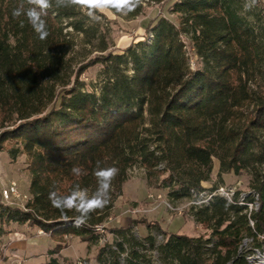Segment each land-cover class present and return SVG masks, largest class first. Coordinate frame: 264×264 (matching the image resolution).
<instances>
[{"label": "trees", "instance_id": "16d2710c", "mask_svg": "<svg viewBox=\"0 0 264 264\" xmlns=\"http://www.w3.org/2000/svg\"><path fill=\"white\" fill-rule=\"evenodd\" d=\"M144 1H173L168 9L173 21L149 22L144 36L151 37L149 43L116 54L79 8L49 9L44 17L49 35L41 41L26 17L12 16L22 0H0V153L12 160L25 156L30 195L25 210L2 206L0 222L37 227L56 242L51 256L67 237L96 246L105 238L128 170L144 169L159 179L169 201L177 202L223 186L205 187L216 161L218 178L247 176V191L257 195L259 205L250 217L252 227L244 207L213 197L208 205L188 209L200 235L132 221L107 231L112 241L101 244L94 261L246 264L244 240L251 248L264 247V5L261 0L253 6L247 0ZM142 3L126 17L138 16ZM82 45L98 54L78 64L76 47ZM97 65L101 82L95 93L80 77ZM97 162L119 169L110 202L76 227L78 213L66 211L65 219L49 193L68 195L77 184L93 193ZM136 225L144 227L145 236L135 235Z\"/></svg>", "mask_w": 264, "mask_h": 264}, {"label": "rangeland", "instance_id": "374dc122", "mask_svg": "<svg viewBox=\"0 0 264 264\" xmlns=\"http://www.w3.org/2000/svg\"><path fill=\"white\" fill-rule=\"evenodd\" d=\"M173 1L163 5L153 2H143L141 13L134 18L124 15L100 14L99 21L91 20V25L99 29L108 44V51L116 54L124 53L129 46H137V43H149L145 40V28L149 22H157L159 18L173 21L168 9ZM250 6L253 0H247ZM264 5V0H261ZM107 51V52H108ZM95 54L91 46L76 47V62L81 64L92 58ZM80 62V63H79ZM191 70L195 68L194 59L189 60ZM193 68V69H192ZM100 65L89 68L80 80L85 84V89L98 93L100 87ZM26 158L23 155L16 159H10L7 153H0V209L2 206L14 207L23 210L25 202L29 201L28 180L29 176L25 169ZM218 164L213 162L211 181L205 184L209 188L214 184L231 187L239 192H247V176L235 177L232 174L217 177ZM128 179L123 185L122 196L113 204L110 218L105 224V238H101L98 245L88 246L76 237H67L62 241V249L57 255H49V251L56 245L44 232L40 233L37 227L18 225L15 223L0 222V264H47L55 259L60 264H95L94 258L98 248L106 242L112 241L109 229L126 227L132 221L157 222L167 232L178 233L187 236H197L202 233L199 226L194 224L188 214L190 200L170 202L167 192L158 187L159 179L148 176L144 169L134 167L127 171ZM10 183L15 184L17 192L21 196L18 201L11 200L3 203L1 191ZM161 196L160 201L149 199L148 196ZM171 204H170V203ZM166 204L170 205V210ZM133 232L137 236H145L144 227L136 225ZM137 233V234H136ZM155 237L157 233H154Z\"/></svg>", "mask_w": 264, "mask_h": 264}, {"label": "clouds", "instance_id": "9594fccd", "mask_svg": "<svg viewBox=\"0 0 264 264\" xmlns=\"http://www.w3.org/2000/svg\"><path fill=\"white\" fill-rule=\"evenodd\" d=\"M143 0H22V2L13 9V18L19 19L21 16L26 17L28 24L37 34L38 38L43 41L48 35L47 24L44 19L48 14V10L55 8L76 7L85 12V14L93 21L101 19L100 14H120L128 15L141 5ZM25 4L28 7H25ZM21 26L24 21H20ZM72 172L79 176L81 169L73 167ZM119 174L116 167H100L97 162V168L94 172L97 181V188L93 193H89L87 188L80 187L77 184L70 194L59 195L56 191L49 193L51 205L58 209L62 215L66 211H75L78 213L74 217V226L79 227L87 223L91 213L96 210H102L110 202V192L112 190V182ZM65 219L67 216L65 215Z\"/></svg>", "mask_w": 264, "mask_h": 264}, {"label": "built area", "instance_id": "2783aa9c", "mask_svg": "<svg viewBox=\"0 0 264 264\" xmlns=\"http://www.w3.org/2000/svg\"><path fill=\"white\" fill-rule=\"evenodd\" d=\"M213 197H220L229 203L237 204L238 206L244 207L245 208L244 213L246 214L248 218L249 226L250 227L253 226V221L251 220L250 217L253 212L257 211L258 206H259L258 197L254 192L247 191L243 193L231 187L219 186L217 189H215L212 192L205 191V192L199 193L198 195L194 194L192 198L195 200H190V202L188 203V206L192 207V206L202 205V204L208 205L209 201ZM1 198H2L3 203H7L11 200H14L16 202L21 198V196L17 192L15 184L10 183L7 187H5L1 191ZM148 198L154 201L161 200L160 195H157V196L149 195ZM166 206L170 210H172L170 208V205L166 204ZM23 210H25V204L23 205ZM97 230L100 233L103 232L102 228H97ZM40 233H42V231H40ZM157 239L158 241H162V236H158ZM250 242H251L250 240H244V243H243V246L246 247L245 255H244L246 264H264V247L263 248H251L249 246Z\"/></svg>", "mask_w": 264, "mask_h": 264}]
</instances>
